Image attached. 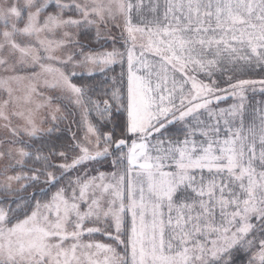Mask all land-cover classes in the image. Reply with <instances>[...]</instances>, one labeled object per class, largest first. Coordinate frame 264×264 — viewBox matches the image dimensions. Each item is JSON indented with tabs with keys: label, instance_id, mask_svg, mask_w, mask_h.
<instances>
[{
	"label": "snow or ice",
	"instance_id": "obj_1",
	"mask_svg": "<svg viewBox=\"0 0 264 264\" xmlns=\"http://www.w3.org/2000/svg\"><path fill=\"white\" fill-rule=\"evenodd\" d=\"M0 264H264V0H0Z\"/></svg>",
	"mask_w": 264,
	"mask_h": 264
}]
</instances>
